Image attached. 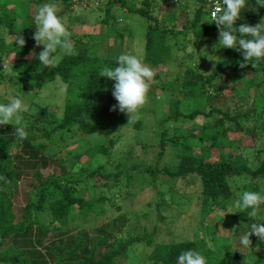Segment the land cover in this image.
<instances>
[{
	"label": "trees",
	"instance_id": "16d2710c",
	"mask_svg": "<svg viewBox=\"0 0 264 264\" xmlns=\"http://www.w3.org/2000/svg\"><path fill=\"white\" fill-rule=\"evenodd\" d=\"M58 1L63 17L72 19L78 13L74 0ZM191 1L160 0V6L157 0H143L140 7L135 8L125 0H108L102 23L118 28L115 11L144 18L148 29L143 61L156 70L173 63L175 45L169 46L168 41L170 35L176 39L177 33L170 27L177 24L179 12L186 17L180 33L187 36L192 31L195 41L209 40L213 48L218 44L216 25L213 21H204L206 5L194 0L198 4L192 10ZM42 2L44 0H0V58L6 60L11 54L14 58L8 72L0 73V84L4 80L14 83L23 98L41 91L56 79L67 87L62 114L58 116L38 108L24 126L28 135L22 142L15 139L13 127L16 125H0V264H130V261L138 264V258L132 255L140 247L142 250L137 253L143 260L141 264H176L177 255L188 249L200 251L207 257L208 264H264V241L253 235L251 247H246L245 253L236 251L237 246L217 236L215 225L206 223L207 217L215 215L214 218H222V222L227 223L229 230L237 223L247 225L240 228L246 232L250 230L249 224L264 222V212L254 218L239 209L232 216L220 215L229 208L228 202L245 190L264 195V91L262 94L257 90L264 86V63L257 68L249 64L241 69L240 54L222 48V59L212 73L203 74L201 67L183 61L176 66L179 70L172 73L170 80L154 72L156 85L152 89L159 90L166 98L165 101L161 97L155 104L167 103L169 111L161 121L143 128L153 129L155 135L156 130L161 129L158 138L162 156L166 148L172 146L180 162L176 170L153 164L142 169L138 163L129 165L115 160L119 151L114 150L117 138H113V133L131 123L125 120V113L112 110L117 104L112 95L114 82L101 77V73L114 64L117 54L98 57L94 48L99 40L91 35L79 36L66 24L74 41V55L65 57L53 69H40V62L30 54L37 49L33 17ZM252 2L254 4L255 0ZM78 3H85L89 11L101 4L84 0ZM163 7L166 12L160 10ZM155 11L162 13L160 19L154 15ZM262 17L264 9L259 14L250 10L237 23L256 26ZM124 31L129 36L126 37ZM131 33L128 29L120 30L111 43L124 46L125 38H130ZM18 35L26 41L22 49L18 45L15 48ZM3 70L0 65V71ZM237 81L239 86H235ZM226 90L230 94L226 95ZM149 96L155 100L159 95L150 91ZM26 118L25 114L23 120ZM175 123L180 126L173 127L171 135L166 128ZM132 125L142 130L141 120ZM106 127L108 136L103 141L95 144L88 141ZM70 144L77 147L68 151ZM62 150L65 157L58 158ZM132 152L130 147L128 153ZM214 152L215 160L210 161ZM83 157L87 158L84 163L81 162ZM103 157L115 158L116 173H105L103 166L95 165ZM78 165L80 167L75 169ZM125 172L129 174L128 183L123 180ZM144 174L151 175L153 184L162 175L183 178L190 184L200 181L197 205L201 208V219L196 236L184 241L176 240L169 233L161 238L157 226L152 230L142 224L137 226L140 223L137 212L126 210L122 201L133 202L138 196L132 190L131 179L136 177L147 182ZM29 178L32 181L26 192V204L17 206L15 195ZM99 189L101 195L97 194ZM164 194L167 193L160 194L162 201L158 207L174 199L172 196L163 199ZM119 196L122 198L117 200ZM45 217L49 218L47 222L43 221ZM158 218L165 220L160 214ZM77 220L92 224L93 236L83 226H69Z\"/></svg>",
	"mask_w": 264,
	"mask_h": 264
},
{
	"label": "rangeland",
	"instance_id": "374dc122",
	"mask_svg": "<svg viewBox=\"0 0 264 264\" xmlns=\"http://www.w3.org/2000/svg\"><path fill=\"white\" fill-rule=\"evenodd\" d=\"M87 3L97 4L96 2H101L100 6L93 11H89L85 9V3H76L74 4V8L77 9L76 14L72 16V19H68L66 16L64 17L66 20V24H68L72 28V32L78 34L79 36L82 34L91 35L95 40H99L95 43V55L101 58H108V56L115 57V54L120 53H129L136 55L137 57L143 60L145 56V39H146V32L148 29V22L133 13L127 12H118L115 11V21L118 24V28H110L107 25L102 23L103 18V10L104 6L107 8L108 0H85ZM126 3L130 2L135 8L140 7L139 5L143 0H125ZM160 4V0H157ZM162 1V0H161ZM58 1V7L60 6ZM175 3V2H174ZM178 3V2H177ZM197 2L193 0V2H189V5L192 10H195ZM95 6V5H93ZM12 7V5L10 6ZM173 9H177L176 7H172ZM84 9V10H83ZM60 10V8H59ZM164 12H166V8L163 7ZM204 13V21L211 22L208 18V12L205 8ZM154 15L157 18H161L162 13L160 11H155ZM179 20L175 27H170L174 33H177L176 39L172 35L169 36L168 45L174 46V58L173 63L169 64V66L162 67L159 66L154 72H158L161 74V78L165 80H170L172 78V73L174 71L179 70L176 68L182 61L184 63H189L191 66L201 67L203 74L212 73L216 67V64L222 59V48L216 49L213 48L211 43L209 44L206 41H195L194 35L192 31L188 32V35L180 33L182 31V26L186 23L185 15L178 14ZM193 17V15H191ZM101 18V19H100ZM87 21L89 24L87 25H79L76 21ZM168 25L166 22L165 25ZM131 30L130 38L126 39V45L119 46L117 43H111L114 40L112 37H117L119 35L120 30ZM112 31V32H111ZM36 32V30L34 31ZM111 35H110V34ZM124 35L129 36L127 31H124ZM108 37V38H107ZM102 38V40H101ZM42 50V47L37 48L36 52L39 53ZM220 50V51H219ZM9 58H13L11 54L6 60ZM14 61V58L11 62ZM172 61V60H171ZM192 62V64H191ZM194 64V65H193ZM182 66L180 71H182ZM239 75V74H238ZM240 76V75H239ZM264 81V80H263ZM156 85L155 79H153V83L151 85V89ZM239 86V81L235 84V86ZM14 90L16 93H19L17 87H15L14 83L9 82V80H4L0 84V98L5 97V95L10 91ZM259 93L263 94L264 86L261 85L259 89H257ZM152 93L155 91L158 96V99L151 98L148 95L147 102L143 109L141 110L140 114L135 116L134 118L130 119L128 114H124L125 120L130 125H122V127L113 133V138L116 139V145L114 150L119 151L116 159L117 161H126L129 165L133 163H138L142 169L148 168L150 165H158L160 168L165 166L173 167L174 170L177 169L179 165V158L176 155V148L172 146H168L166 148L165 153L162 156V150L159 147V133L161 129L156 130V135L153 129H145V125L151 124L152 122L157 123L161 121L169 111V105L167 103L163 104H155V101H161V97L165 100V96L159 92V90L152 89L150 90ZM226 95L230 94V91H225ZM3 95V96H2ZM155 96V94H153ZM66 97H67V87L66 85L60 80L56 79V81L48 83L41 91L36 93H30L28 96H25V100L30 105V110L26 113L27 118L21 121L22 126L26 125V122H29L30 117L35 113L38 108H44L48 111L55 112L56 115L62 114L64 106L66 104ZM4 100V99H2ZM2 100H0L2 102ZM166 101V100H165ZM5 102V101H3ZM252 102V101H251ZM25 115V114H24ZM142 121V130H137L135 126L132 125L135 121ZM172 123V122H171ZM12 124L15 125L13 122ZM178 125L170 124L166 130H170L171 135H173L174 128ZM174 127V128H173ZM108 127L104 129V131L98 133L95 136L89 138L88 141L90 143H97L103 141L107 136ZM144 145H147L145 147ZM152 145V146H151ZM77 147L76 144H70L67 146L68 151H72ZM130 147L133 148V152L129 154ZM121 151V152H120ZM58 158H64L63 150L57 154ZM215 152L213 153V157L210 161L215 160ZM101 159V158H100ZM113 158L108 159L103 157L95 164L96 166H103L104 172H117V161L115 162ZM87 161L86 157L81 159V162ZM80 166H76L75 169H78ZM144 178H147V182H143L140 178L133 177L131 179V186L132 190L138 194V196L133 200V202H128L126 200L122 201V204L125 206L126 210H131L132 212H137L139 225H144L148 230H152L155 226H157V231L160 233L161 238L167 237L165 234L171 233V237H175L176 240L183 239H192L195 234L198 233V225H200L199 221L201 219V208L200 205L198 206V196L200 192V181L196 180L194 183H189L187 180L183 178L172 179L169 176H160L158 182L153 184L152 177L149 174H144ZM123 180L126 183L129 181V174L125 172L123 174ZM191 178V177H188ZM32 180L29 178L27 182H24L20 185L16 195H15V202L17 206H24L26 204L27 196L26 192L29 189L28 185ZM119 184V183H118ZM170 190V191H169ZM162 192H166L164 194L163 199L170 198L172 196L174 199L170 200L168 205L158 207V204L161 203L162 199L160 194ZM102 191L99 189L97 191L98 195H101ZM117 196V195H115ZM122 196L117 197L116 199H121ZM151 204V206H150ZM237 209L229 207L227 210L221 211L220 215L222 217L233 215ZM161 215L165 218L164 221H161L158 218V215ZM227 214V215H226ZM207 217L206 223L215 225L216 232L218 237H222L227 241H230L234 246L236 251H241L243 253L246 252V247H241L240 239L237 237L241 234L242 230L240 228L247 227L240 224H235L233 227L231 226V230L228 227L226 222H222L221 219ZM133 215L130 214V218L133 219ZM49 218H44V222H47ZM79 225L91 232L93 230V225L91 224H84L81 220H77L76 223L70 224V227ZM155 229V228H154ZM142 232V230H141ZM75 234V232H72ZM135 234V233H134ZM93 236V232L91 234ZM164 235V236H163ZM202 237V235L200 234ZM195 240V239H194ZM142 247L137 252H141ZM149 251V249H147ZM134 253L132 257L138 258V264H141L143 261L138 253ZM128 264V263H127ZM131 264V261H130Z\"/></svg>",
	"mask_w": 264,
	"mask_h": 264
},
{
	"label": "clouds",
	"instance_id": "9594fccd",
	"mask_svg": "<svg viewBox=\"0 0 264 264\" xmlns=\"http://www.w3.org/2000/svg\"><path fill=\"white\" fill-rule=\"evenodd\" d=\"M199 1V0H198ZM196 2V1H195ZM198 3V2H197ZM201 3V1H200ZM206 8V7H205ZM264 9V0H222L219 6L213 4L210 21H213L218 29L219 42L216 49H232L242 57L239 66L246 69L249 64L257 68L264 63V17L256 26L247 23L238 24L244 19V14L253 11L256 14ZM205 11V10H204ZM36 32L33 39L36 47H42L37 53L30 54L38 60L40 69L57 67L65 57L75 53L72 34L68 30L65 18L60 15L56 0H44L37 6L33 17ZM26 41L21 36L15 40V48H23ZM13 58L5 60L0 58V65L7 73L9 63ZM155 73L153 69L141 58L129 53H120L114 59L112 66L102 70L101 77H107L113 81L112 95L117 101L112 110L126 113L130 119L139 115L145 106ZM5 102H0V125H12L17 142H22L28 132L21 121L24 114L30 110L29 103L14 90H10L4 97ZM231 208L246 212L250 217H257L264 212V195L259 191L245 190L237 198L228 202ZM250 225V230L242 231L239 236L241 247H251L250 237L255 235L260 241H264V222L255 221ZM176 264H208V259L200 251L188 249L181 251L176 257Z\"/></svg>",
	"mask_w": 264,
	"mask_h": 264
},
{
	"label": "built area",
	"instance_id": "2783aa9c",
	"mask_svg": "<svg viewBox=\"0 0 264 264\" xmlns=\"http://www.w3.org/2000/svg\"><path fill=\"white\" fill-rule=\"evenodd\" d=\"M198 1V0H196ZM203 3V5H206V11L208 12L210 18L213 20V17L211 15L212 6L213 4L219 6V4L222 2V0H199V2Z\"/></svg>",
	"mask_w": 264,
	"mask_h": 264
},
{
	"label": "bare ground",
	"instance_id": "6f19581e",
	"mask_svg": "<svg viewBox=\"0 0 264 264\" xmlns=\"http://www.w3.org/2000/svg\"><path fill=\"white\" fill-rule=\"evenodd\" d=\"M75 1V3L74 4H76V3H78V0H74ZM85 1V0H84ZM174 2L175 3H177L178 2V0H174Z\"/></svg>",
	"mask_w": 264,
	"mask_h": 264
}]
</instances>
